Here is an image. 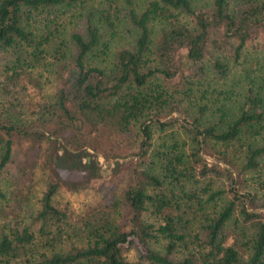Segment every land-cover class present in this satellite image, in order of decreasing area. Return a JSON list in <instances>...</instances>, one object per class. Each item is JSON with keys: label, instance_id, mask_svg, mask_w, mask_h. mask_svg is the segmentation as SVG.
I'll return each mask as SVG.
<instances>
[{"label": "trees", "instance_id": "1", "mask_svg": "<svg viewBox=\"0 0 264 264\" xmlns=\"http://www.w3.org/2000/svg\"><path fill=\"white\" fill-rule=\"evenodd\" d=\"M0 264H264V0H0Z\"/></svg>", "mask_w": 264, "mask_h": 264}, {"label": "rangeland", "instance_id": "2", "mask_svg": "<svg viewBox=\"0 0 264 264\" xmlns=\"http://www.w3.org/2000/svg\"><path fill=\"white\" fill-rule=\"evenodd\" d=\"M98 159H99L100 162L103 161L102 157H98ZM79 162L80 161L77 160V163H79ZM67 163H68V161L65 162L64 158L61 157V161H59V166L60 167H66ZM62 195H63V199L69 200V202L74 207L79 206L82 203H84L86 201H89V200L93 199L96 196L95 193L92 190L83 191V192H79V193H70V192H67V191H63Z\"/></svg>", "mask_w": 264, "mask_h": 264}, {"label": "water", "instance_id": "3", "mask_svg": "<svg viewBox=\"0 0 264 264\" xmlns=\"http://www.w3.org/2000/svg\"><path fill=\"white\" fill-rule=\"evenodd\" d=\"M58 161H61V157H59Z\"/></svg>", "mask_w": 264, "mask_h": 264}, {"label": "flooded vegetation", "instance_id": "4", "mask_svg": "<svg viewBox=\"0 0 264 264\" xmlns=\"http://www.w3.org/2000/svg\"><path fill=\"white\" fill-rule=\"evenodd\" d=\"M63 158V156H61Z\"/></svg>", "mask_w": 264, "mask_h": 264}]
</instances>
